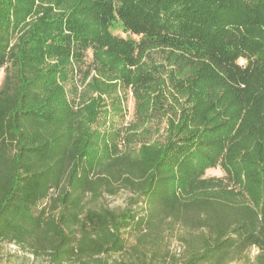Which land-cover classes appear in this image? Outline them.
Segmentation results:
<instances>
[{"label":"trees","instance_id":"1","mask_svg":"<svg viewBox=\"0 0 264 264\" xmlns=\"http://www.w3.org/2000/svg\"><path fill=\"white\" fill-rule=\"evenodd\" d=\"M1 68L0 245L46 264H264V0H0ZM117 85L142 111L166 85L185 97L163 140L100 139L85 93ZM232 111L260 133L226 165L248 199L198 176Z\"/></svg>","mask_w":264,"mask_h":264},{"label":"rangeland","instance_id":"2","mask_svg":"<svg viewBox=\"0 0 264 264\" xmlns=\"http://www.w3.org/2000/svg\"><path fill=\"white\" fill-rule=\"evenodd\" d=\"M114 33L121 36L125 35L119 29L115 30ZM148 57H152L157 62L161 61V52L158 50L150 51ZM85 60H90L89 52ZM146 61L150 63L149 58ZM242 61L240 60V62ZM3 73V68H1L0 81ZM80 78L81 76L78 72L75 77L76 80L71 81L69 79L65 83V91L69 98L73 96L79 98L80 94L84 91L85 87L81 85ZM73 86L77 87V94L72 92ZM163 89L166 97L161 98L160 101L153 100L151 103L152 107L147 110L148 112L139 110L141 101L140 99H135L129 87L125 88L123 85H117L114 91L101 95L97 91H87L85 99L89 96L92 98L99 97L100 99L96 118L90 123L91 128L99 132L100 139L108 143H111V138L117 135L116 138H113V141L122 150L126 148L135 149L143 141L163 140L166 134L167 118H174L175 116L177 118L180 107L185 101V97L179 99V102L173 100L172 96L168 93L170 85H166ZM246 121H248V118L244 114L237 116L233 111L217 121L218 123L220 122L221 126H224L223 132L226 136L223 139L224 145L219 151H215L212 163L203 167L198 176L200 180L213 179L215 183L218 182L228 190L241 191L246 199H248L249 193H247V189L244 186V171L242 170L241 172L242 184H238L235 177L236 174L226 167V165H231L230 162L233 165L238 162L240 167L243 152L250 150L255 145V140L260 138V133L245 132L247 128ZM129 195L128 191L120 190L116 195L106 196L104 202L112 208L123 207ZM178 233L179 229L175 231V235L177 236ZM168 240L170 248L173 251L179 252L182 250L183 245L174 234L169 236ZM256 252V248H252L250 255L253 256ZM0 264L46 263L42 259H35L29 254H23L11 244L4 243L0 245Z\"/></svg>","mask_w":264,"mask_h":264}]
</instances>
